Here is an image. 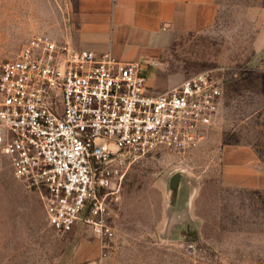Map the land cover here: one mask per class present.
<instances>
[{
    "label": "rangeland",
    "instance_id": "374dc122",
    "mask_svg": "<svg viewBox=\"0 0 264 264\" xmlns=\"http://www.w3.org/2000/svg\"><path fill=\"white\" fill-rule=\"evenodd\" d=\"M217 1L211 28L174 34L141 60L155 94L203 71L219 78L222 104L203 139L183 155L137 160L117 191H102L114 232L104 250L83 222L57 233L40 195L0 153V264H264V191L223 184L227 151L250 149L264 163V58L256 45L264 0ZM76 6L0 0V67L37 34L65 41Z\"/></svg>",
    "mask_w": 264,
    "mask_h": 264
},
{
    "label": "built area",
    "instance_id": "2783aa9c",
    "mask_svg": "<svg viewBox=\"0 0 264 264\" xmlns=\"http://www.w3.org/2000/svg\"><path fill=\"white\" fill-rule=\"evenodd\" d=\"M222 98L212 71L155 94L142 61L37 34L0 67V153L40 195L57 233L83 222L104 250L114 232L102 191H117L141 158L188 153L214 124Z\"/></svg>",
    "mask_w": 264,
    "mask_h": 264
},
{
    "label": "crops",
    "instance_id": "0c3cea01",
    "mask_svg": "<svg viewBox=\"0 0 264 264\" xmlns=\"http://www.w3.org/2000/svg\"><path fill=\"white\" fill-rule=\"evenodd\" d=\"M217 0H77L66 37L73 47L124 61L158 54L174 34L211 28ZM257 48L264 58V7ZM223 184L264 191V163L250 149L227 151Z\"/></svg>",
    "mask_w": 264,
    "mask_h": 264
}]
</instances>
